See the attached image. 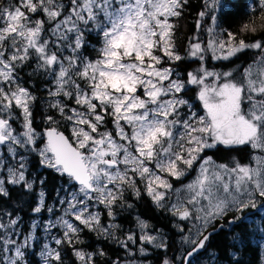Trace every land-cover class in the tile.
I'll return each instance as SVG.
<instances>
[{"label":"snow or ice","instance_id":"6c2138e0","mask_svg":"<svg viewBox=\"0 0 264 264\" xmlns=\"http://www.w3.org/2000/svg\"><path fill=\"white\" fill-rule=\"evenodd\" d=\"M203 3L196 28L207 19L209 38L191 37L183 55L174 20L188 0H14L0 6V264H31L28 257L36 250L37 264H64L62 245L79 264H97V257L107 255L103 249L77 247L85 229L113 239L129 255L138 244L135 251L144 260L149 246L161 249L159 264H241L250 243L246 234L255 231L264 240V217L254 227L245 215L264 207L258 203L264 201V39L236 41L226 29L220 32L227 40L219 39L218 17L227 3ZM250 10L254 19L241 31L255 34L264 30V24L255 26V17L264 20V0ZM247 49L259 50V56L239 80L231 71L205 66L209 53L230 60ZM186 57L198 70L182 77L177 67ZM25 69L31 70L27 81ZM33 76L43 78V96L25 86ZM190 85L203 114L184 98ZM37 116L44 125L39 130ZM106 117L115 134L100 131ZM65 123L69 135L60 131ZM219 146H247L261 154L232 167L213 166L210 156L201 160L205 150ZM33 154L64 182L55 200L64 213L55 221L36 220L55 211L47 204V177L32 176ZM197 162L200 173L186 186L187 197L166 203L171 179L179 180ZM137 179L161 210L198 222L193 228L177 225L181 234L189 233L182 235L187 247L181 256H169L167 238L139 216L138 231L124 239L116 235L117 210L133 208L125 193L141 195ZM94 203L103 206L110 223H102L100 211H90ZM25 205L32 213L27 229L21 227ZM230 211L236 215L229 217ZM225 217L228 244L221 250L210 241L226 227L216 223ZM238 225L243 229L237 231ZM58 228L63 232L50 235L51 243L37 239L41 229L51 234ZM108 264L127 262L117 257Z\"/></svg>","mask_w":264,"mask_h":264},{"label":"trees","instance_id":"16d2710c","mask_svg":"<svg viewBox=\"0 0 264 264\" xmlns=\"http://www.w3.org/2000/svg\"><path fill=\"white\" fill-rule=\"evenodd\" d=\"M14 0H0V6H4L6 3H13ZM227 3V8L219 13L218 22L219 28L217 29L220 32V29H226L227 31H231L235 34L236 41L240 39L245 40L247 43H252L258 39H264V30H258L255 34L250 32H242L241 29L245 23H248L254 19L255 14L250 10V8L257 7V0H225ZM204 3L203 0H188V4L184 10V14L182 17L174 20L177 26L176 30V44L177 50L183 55L188 47V41L193 36H199L201 41H207L205 28L208 27V21L205 19L203 21V27L197 31L196 21L199 19L198 13L203 10ZM264 24V20L255 17V26L259 29L260 25ZM220 38L227 40V35L224 32H220ZM95 46V45H93ZM210 53L205 60V66L210 71L216 72H225L231 71L234 74V77L239 80L243 69L248 64L252 63L259 56V50L256 49H247L244 52L238 54L235 57H232L230 60H214L210 58ZM198 70V64L192 63L190 58L185 59V61L181 62L177 67V71L180 72L182 77H186V73L190 71ZM30 69H25V72L22 74L23 80H28V74L30 73ZM26 86L33 88L34 90L39 89L37 91L38 96H43V78H37L35 76L32 77L30 83L26 84ZM196 86H189V90L184 93L186 99L189 100L191 104L194 105L195 109L198 111H202L200 102L196 99ZM42 111H47L46 108L41 107ZM108 121L104 128L110 127V118L106 117ZM37 126L38 129L44 127V125L40 124L39 116H37ZM60 130L65 131L68 135L69 128L67 124H62ZM255 150L251 149L247 146H241L239 148L228 150L224 146H219L216 149L205 150L202 153L203 156L211 155L217 161L226 163L230 166H234L235 164H248L252 162V157ZM32 160V176H40L47 177L46 184L44 186V190L47 193V204L53 203L56 200V192L64 186V182L51 170H46L43 167L39 166L36 163L38 159L35 154L30 157ZM191 176V172L188 173L184 179ZM176 179H174L175 181ZM183 180V179H181ZM138 186L141 189V195L139 198H136L131 194V192L125 193V200L133 205L132 210L128 209H118L116 223L120 225L119 230L116 231V235L121 239H124L125 235L128 232L136 229L135 226V218L139 216L140 218L146 220L152 229L162 228L166 231L167 234V242L170 244V249L168 251V255H175L178 257V245L179 240L178 234L176 230V221L177 217H173L169 212L161 210L151 201V198L144 191V184L139 179H137ZM39 191V189L37 190ZM63 194V193H62ZM262 202V201H260ZM19 206V205H17ZM101 212V221L105 225L110 223V218L106 217V214L103 212V206H100ZM248 213V210H246ZM247 224H251L254 227L259 225L261 222V218L264 217V212L255 213V214H246ZM23 217L22 228L27 229L32 223V213L27 205L24 206V211L21 214ZM236 215L235 212H229V217ZM43 213L42 216L44 217ZM227 217L222 220L217 221V225L224 224L226 227L217 231V233L212 237L210 244L213 247H219L223 250L228 244V235L229 231L227 228ZM219 222V223H218ZM244 225H238L236 230H242ZM212 228H209L211 230ZM59 234L61 235L62 232ZM59 235V236H60ZM249 244L244 248L242 255L239 256L241 264H264V240L261 239V235L255 231H252L250 235L246 234ZM80 240L82 243L78 244L77 247L83 248L85 251H94L98 249H103V251L107 254L104 257H97V264H108V262L115 260L117 257L120 259L125 258L127 252L121 248L113 239H105L104 237L97 236L96 234L89 232L85 229L80 234ZM65 249L64 251V264H79V261L76 260L75 256L72 253L71 248L67 245L60 246ZM154 252L150 255L152 258V264H159V258L164 255L163 250L161 249H153ZM30 252L34 251L33 249L29 250ZM161 253V254H160ZM31 264H37V254L35 256L29 255L28 257Z\"/></svg>","mask_w":264,"mask_h":264},{"label":"rangeland","instance_id":"374dc122","mask_svg":"<svg viewBox=\"0 0 264 264\" xmlns=\"http://www.w3.org/2000/svg\"><path fill=\"white\" fill-rule=\"evenodd\" d=\"M207 35V38L208 37V34L206 33ZM219 39H222L220 38V36L218 37ZM251 64V63H250ZM249 65V64H248ZM247 65V66H248ZM164 66H167V63H165ZM247 66H245L244 68H246ZM26 86V85H25ZM184 98L186 99V97L184 96ZM190 103V102H189ZM195 108V107H194ZM197 112H199L200 114H203L202 111H198L197 109H195ZM106 126V125H105ZM39 130V129H38ZM105 130H111L113 131V134H115V130L113 128V125L111 124L110 122V127H108L107 129L102 127L100 129L101 132L105 131ZM261 153L259 152V150H255L254 154L253 155H260ZM211 157L212 158V165L213 166H218L220 164H226V163H222V162H219L217 161L213 156L211 155H205L203 156L201 154V160H203L204 158L206 157ZM228 165V164H227ZM229 167H232L230 165H228ZM191 172V176L184 179V177ZM200 173V162H197L196 164H194L193 168L192 169H189L186 174L181 177L179 180H175L174 179H171V183L173 184V191L169 193V197H168V200L166 201V203H169V202H176L177 198L180 197V198H186L187 197V188L186 186L190 183H193L197 176L199 175ZM183 179V180H181ZM176 190H179V192H177ZM260 201H258L259 203ZM49 207H53L54 211H55V215H52L50 213H47L45 212V216L44 217H38L36 218L37 221L43 219V220H48V219H52L53 221H55L58 217L62 216L63 213H64V207L63 206H60V205H57L56 202H53V203H50L48 204ZM100 206L101 205H98V204H95L93 205L92 208H90V211H100ZM260 211L263 212L264 211V208H260ZM65 218H68V217H65ZM177 221H176V230L177 232H179L178 234V240H179V245H178V257L181 256L183 254V250L185 247H187L186 244H183L182 243V235H189L188 232H185L183 234H181L179 228L177 227L178 224H184L187 228H193V224L194 223H198V222H195L193 220H187V221H180L179 217H177ZM217 223V222H216ZM219 223V222H218ZM150 226V225H149ZM22 227V225H21ZM151 228V226H150ZM160 232H162L164 234V236L167 238V234H166V231H164L162 228H159L158 229ZM132 231H138V229H134ZM131 231V232H132ZM194 231V229H193ZM59 232H63V229L62 228H58V229H55V230H52L51 231V234L47 231H44L43 229L40 230V234L39 236L37 237L38 240H41L42 242H48V243H51V240H50V235L51 236H55V237H60L61 235L59 234ZM60 235V236H59ZM168 240V238H167ZM131 247L133 248V251L135 252V255H129L127 253V255L125 256V258H122L121 260L127 262V264H152V258L150 257V255L152 254V252H154V248H152V246H149V248H151V252L149 253V259L148 260H144L143 256L139 253V252H136V248L138 247V244L137 245H131ZM37 252V259L38 261H40V256L38 255V250H36ZM161 254V253H160Z\"/></svg>","mask_w":264,"mask_h":264},{"label":"flooded vegetation","instance_id":"af4514ba","mask_svg":"<svg viewBox=\"0 0 264 264\" xmlns=\"http://www.w3.org/2000/svg\"><path fill=\"white\" fill-rule=\"evenodd\" d=\"M259 203L264 204V201L259 202ZM262 208H264V207H262ZM255 213H261L260 209L259 210L248 209V214L251 215V214H255Z\"/></svg>","mask_w":264,"mask_h":264},{"label":"water","instance_id":"95a60500","mask_svg":"<svg viewBox=\"0 0 264 264\" xmlns=\"http://www.w3.org/2000/svg\"><path fill=\"white\" fill-rule=\"evenodd\" d=\"M60 131H63V130H60ZM64 132H65V131H64ZM65 134L68 135L66 132H65ZM246 214H248V213H246ZM211 230H212V229H211ZM211 230H209V231H211Z\"/></svg>","mask_w":264,"mask_h":264}]
</instances>
